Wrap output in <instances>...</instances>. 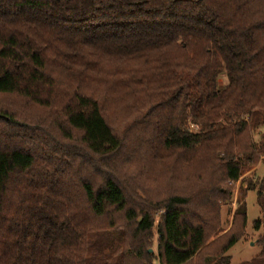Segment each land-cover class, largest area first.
I'll return each mask as SVG.
<instances>
[{
    "label": "trees",
    "instance_id": "16d2710c",
    "mask_svg": "<svg viewBox=\"0 0 264 264\" xmlns=\"http://www.w3.org/2000/svg\"><path fill=\"white\" fill-rule=\"evenodd\" d=\"M259 125L264 0H0V264H230L247 192L264 264Z\"/></svg>",
    "mask_w": 264,
    "mask_h": 264
},
{
    "label": "rangeland",
    "instance_id": "374dc122",
    "mask_svg": "<svg viewBox=\"0 0 264 264\" xmlns=\"http://www.w3.org/2000/svg\"><path fill=\"white\" fill-rule=\"evenodd\" d=\"M220 86H225L227 81L224 77H221L219 80ZM247 121V118H243ZM188 129L192 132L196 131V128L192 125L188 126ZM252 142L256 145L257 148H260L264 144V125H259L256 128L252 129L250 133ZM264 176V157H260L257 165L255 167H246L238 182L229 184L232 187L233 195L232 200L229 204L223 206L220 209V221L221 229L223 233L229 232L232 224V216L234 209L236 207V200L240 195V188L244 187L241 185V181L244 179L250 181H260ZM157 185V184H155ZM153 191L159 193L160 190H163V182L159 181L157 187L152 188ZM245 201L247 205V224L244 231L243 238L235 244L227 253L229 257L230 264H241L243 262H248L252 258L256 257L260 253V247L258 246V239L262 235L263 231L255 230L254 223L262 218V211L257 203L256 192H247L245 196ZM158 220V219H157ZM158 221H156L157 223ZM156 245H157V236L155 234L153 240L152 251L156 255Z\"/></svg>",
    "mask_w": 264,
    "mask_h": 264
}]
</instances>
